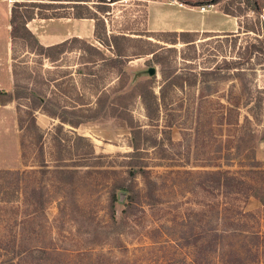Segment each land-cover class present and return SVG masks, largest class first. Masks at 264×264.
Instances as JSON below:
<instances>
[{
    "label": "rangeland",
    "instance_id": "rangeland-1",
    "mask_svg": "<svg viewBox=\"0 0 264 264\" xmlns=\"http://www.w3.org/2000/svg\"><path fill=\"white\" fill-rule=\"evenodd\" d=\"M13 1L0 0V90L12 91L15 83L58 112L91 106L95 90L115 83L114 72L82 63L88 54L79 43L68 44L54 62L29 53L20 41L11 43ZM109 1L101 16L104 29L93 20L70 18H34L26 27L35 37L71 27L73 35L105 56L110 52L95 36L103 40L124 33L132 40L123 43L128 55L119 81L123 91L153 68L151 86L158 96L163 81L152 55L161 56L166 81L176 78L164 88L156 115L148 120L137 97H130L126 107L145 133L141 159L154 182L153 196L147 198L137 177L134 203L126 208L118 195L114 221L107 215L108 184L121 177L130 152L129 130L119 118L76 129L64 125L57 134V120L43 128L35 123L43 132L41 156L48 172L21 175L17 189L14 176L1 180L9 197L0 196V248L5 251L0 264L8 258L15 264H264V205L253 197L232 202L201 174L255 165L256 172L236 176L264 199V0H256L263 6L258 14L249 10V0L212 5L200 4L205 0ZM97 3L89 0L86 6L96 9ZM184 31L194 33L192 45L180 41L177 34ZM143 49L154 52L138 54ZM27 103L19 99L0 106V170L39 169L34 131L20 129L28 124ZM17 119L24 121L21 127ZM56 167L76 174L56 175ZM32 187L44 192L41 208ZM232 205L254 216L233 217ZM255 234L262 236L259 244Z\"/></svg>",
    "mask_w": 264,
    "mask_h": 264
},
{
    "label": "trees",
    "instance_id": "trees-1",
    "mask_svg": "<svg viewBox=\"0 0 264 264\" xmlns=\"http://www.w3.org/2000/svg\"><path fill=\"white\" fill-rule=\"evenodd\" d=\"M116 1L121 0H112L108 3H113ZM87 2H89V0H21L20 2L14 0L12 2L8 17V26L10 28L9 39L11 43L20 41L21 45L26 51L49 62H54L59 55L64 53L65 50H67L66 46L68 44L79 43L82 51L87 52L88 54L87 59H83V64H87L91 68L99 67L105 71L114 72L116 77L115 83L113 85L101 90L97 89L92 93L93 104L91 106L85 105L84 108L71 107L70 109H61L58 112L53 111L51 107H48V101L44 100L43 97L39 96V94L35 92L26 94L24 91H20V89H18L19 87L15 83L13 85L12 91L0 90V106H4L19 99H24L28 102L25 106V110L23 111L25 117L27 118L26 121L28 120V124H26L24 128L22 127L20 129L27 132L31 130L34 131L32 132V145L35 149V155L38 156L37 166H39L38 170L27 171V173H25V171L18 172L0 170V196L2 198L6 196L9 197L7 193L8 191L3 188L4 182L1 183V180H5L6 176H14L16 181L14 189H17L19 187L18 179L21 178V175H34L35 173L44 175L48 172L45 162H43L41 156L42 150L40 146L41 140L43 138V132H41V130L35 125L33 117V113L35 111L45 115L50 119H55L58 121L56 127L54 128L56 134L62 130L64 125L68 126L69 128L76 129L79 126L88 123H100L109 118H119L126 124L129 130L128 147L130 148V152L127 153L123 162L124 169L120 171L121 177H119L117 181H112L108 184V197L106 205L107 215L111 221H114V205L118 200V195H122V197L125 198L126 203L124 206L126 208L130 207L134 203L136 194L135 179L137 177H139L142 181L144 187L143 192L147 198L152 197L154 193V182L150 177V171L147 169V166L141 159L143 153L142 150L144 149L142 147L146 143L144 139L145 133L133 123L132 117L126 109L128 100L130 97H137L142 104L145 117L148 120H152L154 115L157 113L159 102H161L163 99L162 93L164 88L167 85L174 84L173 82H175L174 79L176 77H174L173 80L167 82V77L165 76L162 67L163 59L161 56L155 55L156 53L153 54L154 51L143 49L138 54L143 56L153 54L152 56H154V63L160 66L159 74L163 82L158 89V96L153 94L151 86L154 75H147L148 77H146L144 80L137 81L132 86L130 91H123L124 86L122 87L119 81H122V78H125L122 65L123 62L128 58V55L125 53L123 43L132 40L130 37L125 36L124 33L119 32L110 34L107 37L103 36V40L98 36H95L96 41L109 50L110 56H105L102 51H99L82 39L76 37L69 38L68 40L62 41L58 44L44 47L38 43L36 37L26 27V24L34 18L41 20L70 18L93 20L94 22H98L97 25H100L101 28L104 29V21L101 16L102 14L106 13V9L108 7L105 4V0H96L98 3L94 6L97 7H93L96 9L87 7ZM184 2H189L188 4H192L190 1ZM217 2L218 0H205L201 1L200 4L212 5ZM247 4L249 6V10L256 14L260 13L263 9V6H261L256 0H249ZM58 8H61L62 11H57ZM224 13L234 17L230 13H227V11H224ZM97 25L94 28V35L96 28H98ZM177 35L180 37V41L182 43H190L192 45L194 42V39L192 38L194 33L192 32H178ZM241 73L242 72L238 71L236 76L241 75ZM18 110L19 109L17 107L16 111L18 112ZM23 122L24 121L17 119V125L19 127L22 126ZM22 148L23 142L20 140L19 150L21 157L23 156ZM251 149L249 150V158L253 160V153ZM246 167L248 168L247 170H240L236 172L228 170H214L207 171L205 173L203 172L201 174H205L209 178L211 184L213 185L212 189L220 190V192L228 195L232 202L237 200V196H242L244 201L248 197H253L260 203V205H264V199L259 197L258 191H255L254 189L255 186L242 180L240 177L241 175L236 176V174L246 175L248 173L256 172L255 165H246ZM56 168H54L53 173L59 176H65L70 179L73 174H76L75 170L64 171V169ZM31 192L38 194L39 200L37 202L39 208H41L43 204L42 197L44 192L39 187H32ZM230 211L232 216L238 219L254 216L253 213L243 212L240 210V208L234 207L233 205L230 208ZM254 236L257 240V243L259 244L262 236L259 237L257 234ZM0 251L3 253L5 252L4 249L1 248ZM12 260V258H8L1 264H15Z\"/></svg>",
    "mask_w": 264,
    "mask_h": 264
},
{
    "label": "crops",
    "instance_id": "crops-1",
    "mask_svg": "<svg viewBox=\"0 0 264 264\" xmlns=\"http://www.w3.org/2000/svg\"><path fill=\"white\" fill-rule=\"evenodd\" d=\"M48 22H53L52 19L47 20ZM59 21H63V22H70V19H66V18H60V19H56L55 22H59ZM29 23V22H28ZM72 29L70 28H66L64 33H58V34H51V35H44V34H39L38 36H36V39L38 41V43L44 47L46 46H51L54 44H58L62 41L68 40L69 38L72 37H77V35H73L72 34ZM58 37H60L58 39ZM54 38H57L56 40ZM54 39V40H51ZM51 40V41H50ZM35 123L39 128H43L46 127L47 125H49V122H51L52 120L48 117H46L43 114H37L35 117ZM40 122V124L38 123Z\"/></svg>",
    "mask_w": 264,
    "mask_h": 264
},
{
    "label": "water",
    "instance_id": "water-1",
    "mask_svg": "<svg viewBox=\"0 0 264 264\" xmlns=\"http://www.w3.org/2000/svg\"><path fill=\"white\" fill-rule=\"evenodd\" d=\"M147 75H148V76H152V75H154V69H153V68H148V69H147Z\"/></svg>",
    "mask_w": 264,
    "mask_h": 264
}]
</instances>
